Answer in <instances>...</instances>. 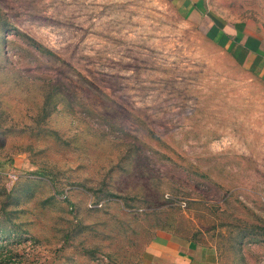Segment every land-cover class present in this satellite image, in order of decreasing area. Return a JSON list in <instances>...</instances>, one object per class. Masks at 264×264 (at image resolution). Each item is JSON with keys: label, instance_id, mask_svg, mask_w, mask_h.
<instances>
[{"label": "rangeland", "instance_id": "374dc122", "mask_svg": "<svg viewBox=\"0 0 264 264\" xmlns=\"http://www.w3.org/2000/svg\"><path fill=\"white\" fill-rule=\"evenodd\" d=\"M175 9L0 0V264H264V82Z\"/></svg>", "mask_w": 264, "mask_h": 264}, {"label": "crops", "instance_id": "0c3cea01", "mask_svg": "<svg viewBox=\"0 0 264 264\" xmlns=\"http://www.w3.org/2000/svg\"><path fill=\"white\" fill-rule=\"evenodd\" d=\"M183 18L199 24L205 37L234 56L264 82V45L259 28L238 17L236 0H169ZM141 264H212L216 254L193 241L178 243L171 233L158 234L146 245ZM212 262V263H211Z\"/></svg>", "mask_w": 264, "mask_h": 264}]
</instances>
